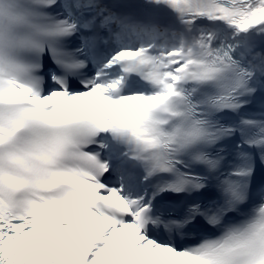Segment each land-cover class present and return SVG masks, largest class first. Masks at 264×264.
I'll list each match as a JSON object with an SVG mask.
<instances>
[{"label": "snow or ice", "instance_id": "6c2138e0", "mask_svg": "<svg viewBox=\"0 0 264 264\" xmlns=\"http://www.w3.org/2000/svg\"><path fill=\"white\" fill-rule=\"evenodd\" d=\"M0 264H264V0H0Z\"/></svg>", "mask_w": 264, "mask_h": 264}]
</instances>
